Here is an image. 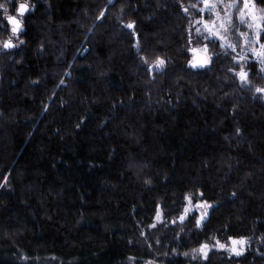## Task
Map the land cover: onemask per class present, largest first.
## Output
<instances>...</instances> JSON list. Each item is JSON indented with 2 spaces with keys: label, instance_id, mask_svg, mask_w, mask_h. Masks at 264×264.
Instances as JSON below:
<instances>
[{
  "label": "trees",
  "instance_id": "1",
  "mask_svg": "<svg viewBox=\"0 0 264 264\" xmlns=\"http://www.w3.org/2000/svg\"><path fill=\"white\" fill-rule=\"evenodd\" d=\"M32 3L10 50L0 14V264H264V64L243 83L199 0Z\"/></svg>",
  "mask_w": 264,
  "mask_h": 264
},
{
  "label": "rangeland",
  "instance_id": "2",
  "mask_svg": "<svg viewBox=\"0 0 264 264\" xmlns=\"http://www.w3.org/2000/svg\"><path fill=\"white\" fill-rule=\"evenodd\" d=\"M0 4L6 6L5 1L4 2L2 1ZM33 9L34 8H31L30 12ZM195 10L198 11L201 15L199 18H197L194 21V26L199 27V30H202L205 33L206 38H210L218 41V43L221 45L222 48L227 50L229 49L230 52H232V56L235 59L234 66L236 71L239 72L241 65H243L244 70L247 72L246 66L252 60L262 64L261 59L258 58L253 53L252 49H256L257 51H259L260 45L264 44V36H263L264 29H261V35L259 40H257L256 37V26L259 24H263L264 22V10L256 7L253 0H249L248 8H245V0H207V5L205 4V0H199V3L196 5ZM253 13L257 17L255 21H253L252 19ZM249 24H252L253 27H249ZM216 32H219L220 36H223L225 39L222 41L217 35H215ZM197 34H198L197 36L202 37V39H205L204 34L202 35L198 30H197ZM19 35L20 34L13 36L12 34H10L9 37H6L5 40L11 38L12 43H14L15 46H18L21 43ZM229 43L235 45V48L229 47L228 46ZM202 46L203 45H199L196 47V49H198V51L201 54L206 56L207 53L210 52L207 47V53H206ZM1 48H2L1 50H3L2 46ZM190 60H192V56L190 57ZM209 64L210 61L209 63L206 64V66ZM156 68H157L156 65L153 64L150 70L153 69L155 70ZM261 94L262 97L264 98V93ZM184 209H187V213L182 214L184 217L182 221H184L188 215L195 214L197 217L196 218V222H197V219L201 217V213L205 211L203 203L197 204V203L188 202L185 205ZM210 209L211 206L209 205V207H207L206 209V215ZM205 217L201 221L199 227L197 226L196 223L197 228H201V226L205 222ZM228 245L231 246L230 243ZM236 247L242 248L241 254H243V252H245L247 249V246L245 244L243 245L237 244ZM199 248L200 246L196 248L197 249L196 252H193L191 250V252L188 253V257L192 258V257H197L199 255L201 257H207L210 255V252L213 250L212 246L208 247L207 255L205 256L203 253L199 251ZM215 248L222 250L228 255L239 256L236 255L234 252H230V249H222L219 248L218 246ZM189 254H191V256ZM141 264H160V263H157L152 260H148L142 262Z\"/></svg>",
  "mask_w": 264,
  "mask_h": 264
},
{
  "label": "snow or ice",
  "instance_id": "3",
  "mask_svg": "<svg viewBox=\"0 0 264 264\" xmlns=\"http://www.w3.org/2000/svg\"><path fill=\"white\" fill-rule=\"evenodd\" d=\"M13 2H15V0H13ZM205 4L207 5V0H205ZM248 6H249V0H245V8H248ZM2 7H4V6L0 5V8H2ZM28 10H29V4L27 3V0H21V2L19 3V5H18V7L16 9L17 13L20 14L21 16H23ZM5 15H6L7 20L11 24V33H12V35L13 36L17 35L22 30V21L20 19H18L16 16L8 15L6 8H5ZM100 15L103 16L104 13L101 12ZM252 19H253V21H255L257 19V17L255 16L254 13L252 14ZM133 25H134V22H129L127 26L129 28H132ZM249 27H253V25L249 24ZM261 29H264V24H259V25L256 26V37H257V40H259V38H260ZM198 31H199V29H198ZM215 35H217L222 41L225 39L223 36H220L219 32H216ZM13 46L14 45L12 43L11 38H9L8 40H5L3 42V47L4 48H10V47H13ZM228 46L232 47V48H235V45L230 44V43L228 44ZM202 47H203L204 51L207 53V45L205 44ZM189 51H191V52H193L195 54V53L198 52V49L192 48V49H189ZM252 51L258 58L261 59V63L264 64V44L260 45V50L259 51H257L256 49H252ZM212 55H213L212 53H207L206 56H204L203 58L197 60L196 62H194L193 60H189L188 63L194 68L198 67V66H203V65L209 63L210 57ZM153 64H155L157 68H161V67L164 66L165 60L160 58V57H157L156 60L153 61ZM149 67L151 68L152 65L150 64ZM232 71H235V69H232ZM237 75L239 76V78L241 79V81L243 83H248L249 82L248 81V72H246L244 70V66L243 65H241L240 71L237 72ZM256 91L264 93V88L257 87ZM237 131H239V129H237ZM186 199L191 200V197L186 196ZM203 206L205 208V211L202 212L201 213V217L197 219L196 223H197L198 227L200 226L201 221L206 216L207 207H209L207 202H203ZM186 211H187V209H186ZM159 216H160V212L158 211L157 212V217H159ZM179 219L183 220L184 219L183 215ZM228 239L231 240V242H232L231 246H229L226 243H221V241L218 240V239L216 240V246H218L219 248H222V249H230V252H234L236 255H240L241 251H242V248H237L236 245L237 244H240V245L246 244L247 243V238H245V237H239V238L228 237ZM208 247H209V245L207 243L201 244L200 248H199V251L206 256ZM192 251L196 252L197 249H193ZM185 255H187V253H185Z\"/></svg>",
  "mask_w": 264,
  "mask_h": 264
},
{
  "label": "flooded vegetation",
  "instance_id": "4",
  "mask_svg": "<svg viewBox=\"0 0 264 264\" xmlns=\"http://www.w3.org/2000/svg\"><path fill=\"white\" fill-rule=\"evenodd\" d=\"M2 1L6 2V6L0 8V14L2 15V19L4 20L5 25L7 26V29L9 31V33L12 34L11 33V26H9V24L7 23V18H6V15H5V8L7 9V14L16 16L18 19H20L22 21V27H24L23 26L24 25V18L30 13V9L33 8V3H32V0H28L27 1V3L29 4V10H28V12L25 15L21 16L16 11V9H17L19 3L21 2V0H15V2H13V0H2Z\"/></svg>",
  "mask_w": 264,
  "mask_h": 264
},
{
  "label": "water",
  "instance_id": "5",
  "mask_svg": "<svg viewBox=\"0 0 264 264\" xmlns=\"http://www.w3.org/2000/svg\"><path fill=\"white\" fill-rule=\"evenodd\" d=\"M27 12H28V11H27ZM27 12H26V13H27ZM26 13H25V14H26ZM25 14H24V15H25ZM19 15H20V14H19ZM7 23L9 24V26H11V24H10V22H9L8 20H7ZM23 31H24V27H22V30H21L18 34L22 33ZM13 45H14V43H13ZM14 47H15V45H14L13 47H10V48H4V47H3V48H4L5 50H10V49H13ZM190 53H192V54L194 55V57H193V61H194V62H196L197 60H199V59H201V58L204 57V55L201 54L199 51H198L197 53H195V54H194L193 52H191V51H190ZM205 66H206V64L203 65V66L195 67V68L192 67V66H191V67H192L193 69H201V68H203V67H205Z\"/></svg>",
  "mask_w": 264,
  "mask_h": 264
},
{
  "label": "bare ground",
  "instance_id": "6",
  "mask_svg": "<svg viewBox=\"0 0 264 264\" xmlns=\"http://www.w3.org/2000/svg\"><path fill=\"white\" fill-rule=\"evenodd\" d=\"M191 54V56H192V60H193V57H194V55L192 54V53H190ZM205 56V55H204Z\"/></svg>",
  "mask_w": 264,
  "mask_h": 264
}]
</instances>
